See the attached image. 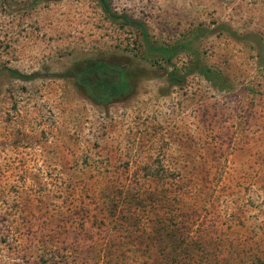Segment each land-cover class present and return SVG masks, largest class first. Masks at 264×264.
Returning a JSON list of instances; mask_svg holds the SVG:
<instances>
[{
    "label": "rangeland",
    "instance_id": "rangeland-1",
    "mask_svg": "<svg viewBox=\"0 0 264 264\" xmlns=\"http://www.w3.org/2000/svg\"><path fill=\"white\" fill-rule=\"evenodd\" d=\"M108 2L170 61L96 0H0V264H264V0Z\"/></svg>",
    "mask_w": 264,
    "mask_h": 264
},
{
    "label": "trees",
    "instance_id": "trees-1",
    "mask_svg": "<svg viewBox=\"0 0 264 264\" xmlns=\"http://www.w3.org/2000/svg\"><path fill=\"white\" fill-rule=\"evenodd\" d=\"M96 2L100 11L107 20L111 23L126 25L137 30L141 34L142 42L144 43L147 51L158 54L161 56L163 61H165V63H168L175 52L179 49V43L171 47L153 46L149 44L146 38L144 25L142 23L131 20L126 15L115 14L112 12L108 0H96ZM72 75L77 84L83 87L88 98L93 103L98 105L108 104L120 97L124 93L125 86L127 84L126 69H120L116 64L101 61L84 62ZM166 78L172 85L180 83L181 80L180 76H178L174 70H169L166 74ZM117 191L119 197L123 195V199L127 200L129 196L126 194L124 197V191H122V189ZM130 200L131 199L129 198L127 201ZM138 204L139 201L138 198H136V205L138 206Z\"/></svg>",
    "mask_w": 264,
    "mask_h": 264
}]
</instances>
